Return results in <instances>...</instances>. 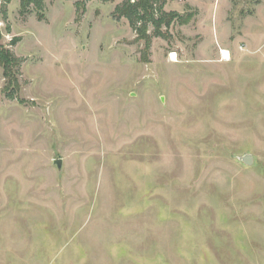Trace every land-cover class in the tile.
Segmentation results:
<instances>
[{
	"label": "rangeland",
	"instance_id": "374dc122",
	"mask_svg": "<svg viewBox=\"0 0 264 264\" xmlns=\"http://www.w3.org/2000/svg\"><path fill=\"white\" fill-rule=\"evenodd\" d=\"M121 1L0 0V264H264V0Z\"/></svg>",
	"mask_w": 264,
	"mask_h": 264
},
{
	"label": "trees",
	"instance_id": "16d2710c",
	"mask_svg": "<svg viewBox=\"0 0 264 264\" xmlns=\"http://www.w3.org/2000/svg\"><path fill=\"white\" fill-rule=\"evenodd\" d=\"M11 0H3L2 13L4 20H7L6 6ZM22 6L34 4L36 7L42 6V0H21ZM167 0H122L115 8L114 15L118 18H125L130 26L137 33L139 40H144L148 47L154 37L169 38V31L175 21L186 23L176 11L166 9ZM150 27L153 28L150 31ZM10 29L9 25L7 26ZM15 40H18L16 38ZM21 59L5 44L2 43V31L0 29V66L6 78V88L9 89L17 82L16 67L20 66ZM12 84V85H11ZM14 97V90L8 93Z\"/></svg>",
	"mask_w": 264,
	"mask_h": 264
},
{
	"label": "water",
	"instance_id": "95a60500",
	"mask_svg": "<svg viewBox=\"0 0 264 264\" xmlns=\"http://www.w3.org/2000/svg\"><path fill=\"white\" fill-rule=\"evenodd\" d=\"M245 162L247 164H249L250 163V159L249 158H245ZM56 163L58 164V167L60 168L61 167L60 160H57Z\"/></svg>",
	"mask_w": 264,
	"mask_h": 264
},
{
	"label": "bare ground",
	"instance_id": "6f19581e",
	"mask_svg": "<svg viewBox=\"0 0 264 264\" xmlns=\"http://www.w3.org/2000/svg\"><path fill=\"white\" fill-rule=\"evenodd\" d=\"M223 57L227 58L228 57V51L227 50H223L222 51Z\"/></svg>",
	"mask_w": 264,
	"mask_h": 264
},
{
	"label": "crops",
	"instance_id": "0c3cea01",
	"mask_svg": "<svg viewBox=\"0 0 264 264\" xmlns=\"http://www.w3.org/2000/svg\"><path fill=\"white\" fill-rule=\"evenodd\" d=\"M167 5H168V4H166V9H167Z\"/></svg>",
	"mask_w": 264,
	"mask_h": 264
}]
</instances>
